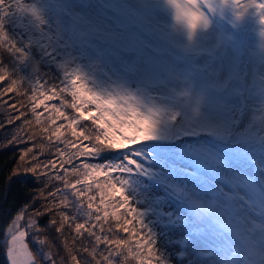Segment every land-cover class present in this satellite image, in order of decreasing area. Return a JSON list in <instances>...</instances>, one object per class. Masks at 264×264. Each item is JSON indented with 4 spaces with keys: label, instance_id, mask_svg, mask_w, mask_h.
<instances>
[{
    "label": "snow or ice",
    "instance_id": "1",
    "mask_svg": "<svg viewBox=\"0 0 264 264\" xmlns=\"http://www.w3.org/2000/svg\"><path fill=\"white\" fill-rule=\"evenodd\" d=\"M0 118L6 264H264V0H0Z\"/></svg>",
    "mask_w": 264,
    "mask_h": 264
},
{
    "label": "trees",
    "instance_id": "2",
    "mask_svg": "<svg viewBox=\"0 0 264 264\" xmlns=\"http://www.w3.org/2000/svg\"><path fill=\"white\" fill-rule=\"evenodd\" d=\"M10 31L15 30L10 27ZM4 59L5 61H8L9 59L6 54ZM0 120H2V118H0ZM5 135L6 130L0 132V140H3ZM21 147H23V145H21ZM16 151L17 149L15 147L0 150V221H6L18 209L21 202L28 199L19 181H14L10 187H6L5 184V174L16 162L15 158H13V154ZM101 159H104V157ZM29 186L31 187L35 185L29 181ZM153 188H151V192ZM5 192L7 193L6 195ZM0 228H2V223H0ZM0 239H2V233H0ZM33 246L35 247V245ZM0 264H6L2 245H0Z\"/></svg>",
    "mask_w": 264,
    "mask_h": 264
},
{
    "label": "rangeland",
    "instance_id": "3",
    "mask_svg": "<svg viewBox=\"0 0 264 264\" xmlns=\"http://www.w3.org/2000/svg\"><path fill=\"white\" fill-rule=\"evenodd\" d=\"M234 17L231 10H226L224 13V17L221 18L217 16L215 18V23L217 27L226 28L229 31H236L238 33H244L248 36L250 42L258 43V36L256 35V30L258 28V25L255 21V19L252 16H249L243 23H240L236 29L232 28V24L234 23ZM153 190L151 192L152 195H163V190L159 185H152ZM167 210L177 211L175 205H169L167 207ZM179 214V213H178ZM184 233L180 230H174L172 235L174 238H178ZM161 244H163V237H161ZM169 251H172L171 248L168 249Z\"/></svg>",
    "mask_w": 264,
    "mask_h": 264
},
{
    "label": "clouds",
    "instance_id": "4",
    "mask_svg": "<svg viewBox=\"0 0 264 264\" xmlns=\"http://www.w3.org/2000/svg\"><path fill=\"white\" fill-rule=\"evenodd\" d=\"M57 23L59 24V21H57ZM30 62H31V70L34 73L39 72L41 62L36 57H31ZM74 64H75V61L72 59H69L65 65V69L71 70L74 67ZM184 191H186V189L183 186H180V188L178 189V194H183ZM209 210H210V205L208 202L197 201L192 206V211L190 214L193 220L197 224H202L206 221V219L209 218L208 216ZM248 256H249L248 264H256V254L252 251H249Z\"/></svg>",
    "mask_w": 264,
    "mask_h": 264
}]
</instances>
